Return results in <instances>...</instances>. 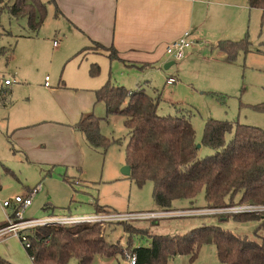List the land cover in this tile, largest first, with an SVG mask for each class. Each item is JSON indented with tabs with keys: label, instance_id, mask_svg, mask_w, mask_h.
<instances>
[{
	"label": "rangeland",
	"instance_id": "rangeland-1",
	"mask_svg": "<svg viewBox=\"0 0 264 264\" xmlns=\"http://www.w3.org/2000/svg\"><path fill=\"white\" fill-rule=\"evenodd\" d=\"M41 2L47 7V15L37 32L29 27L28 19L12 17L9 9L0 12V47L13 49L10 59L0 58V78L5 76L13 82V108L18 112L23 111L30 98L38 107L53 98L58 103L68 105H74L82 98L79 94L81 92L70 90H59L52 95L50 89L45 87L46 77L49 78L51 89H56L61 80L67 86H86L89 82V85H93L98 81L105 84L107 81L106 84L122 86L129 91L130 88L140 86L139 91L145 90L152 95L155 90L160 92L162 98L159 114L173 115L176 114L177 107L183 108V113L194 127L199 145L209 120L237 122L264 130V109L257 108L264 107V29L261 28L257 11L248 12L247 34L242 36L247 37L252 52L245 56L240 52L235 63L227 65L211 59L210 50L202 53L203 57H209V64L206 61L200 62V59L191 62L187 59V52L179 61L172 56H165L163 62H175L168 70L164 69L163 64L141 74V71L127 67L132 64L96 57L103 61V65L95 63L99 67L95 75L91 72L93 63L89 61L92 55L84 56L77 51H65L68 54L66 56L64 52L54 48L55 40L60 46L69 45L75 37L67 32L64 38L66 22L64 19L59 20L58 14L50 5L51 0ZM57 31L61 35H56ZM195 44L190 51H193ZM259 51L263 52L262 56L253 54ZM169 77L176 78V83L168 85ZM99 89L101 88L94 91ZM0 113L5 112L1 110ZM89 113L101 119V134L110 140V144L105 151H96L78 134L77 162L80 164H73L72 158L66 163H61L59 159L60 152L57 148L69 143L63 127L44 124L33 128L24 126L18 130L10 122L9 114H0V224L6 223L7 216L14 212L13 207H4V201H12L19 195L25 197L37 187L38 191L26 210L25 219L44 220L64 216L91 218L77 222L74 220L75 223L69 226L98 224L102 231L106 230L108 241L115 245L120 242L125 249L128 234L123 228L112 224L114 222L95 221L94 217L158 211L152 197V183L139 186L122 173L127 166L126 146L129 140L124 118L114 115L106 119L105 105L97 101L96 95ZM212 154L206 147L199 150L200 157ZM98 205L105 207L107 212L97 213ZM190 206V202L185 200L173 204L174 209H189ZM194 206L206 207L203 191L197 196ZM244 207L248 209L245 212L261 210V207ZM214 222L245 235H252L255 227L254 223L240 224L231 219L221 223L214 218L169 219L160 222L154 228V233L183 234L191 227ZM148 224L141 222L139 225L147 227ZM148 241L136 238L134 245L145 247ZM25 249L23 243L12 235L0 239V256L10 264H32ZM127 255L126 253L125 257L117 255L111 258L98 255L93 264H129ZM68 264H78V261L71 259ZM168 264L221 263L216 247L205 245L196 260L191 261L187 256L179 255Z\"/></svg>",
	"mask_w": 264,
	"mask_h": 264
},
{
	"label": "trees",
	"instance_id": "trees-1",
	"mask_svg": "<svg viewBox=\"0 0 264 264\" xmlns=\"http://www.w3.org/2000/svg\"><path fill=\"white\" fill-rule=\"evenodd\" d=\"M250 9L259 10L261 28L264 29V0H247ZM9 9L15 18L28 19L29 27L37 32L45 21L47 7L41 0H0V12ZM59 14V9L56 8ZM218 53L224 62L235 63L239 53H251L247 37L239 41H221ZM108 53L112 61L117 58L113 47L95 43L83 49ZM11 47H0V58L10 59ZM98 65H92L95 75ZM0 95L6 94V89ZM162 94L154 95L144 90L130 93L125 87L107 83L96 92V99L106 108V119L118 115L124 118L128 131L126 146L127 165L131 167L129 178L139 186L148 182L153 185V200L158 211L176 212L196 210H222V213L162 217L148 220L118 221L128 234L127 247L120 242L107 240L106 230L100 225L38 227L29 231L30 247L26 249L32 264H68L77 259L78 264H93L99 256L125 257L134 255L137 264H168L176 256L197 259L205 245L216 247L221 264H264V130L237 122L209 120L204 129L201 147L213 152L200 157L194 127L183 108L176 114L160 115ZM4 105V104H3ZM264 109V107H257ZM100 118L93 113L84 115L72 126L81 134L93 150H106L110 144L100 131ZM120 142V141H119ZM204 192L206 207L196 208L194 201ZM189 201V209H174L176 201ZM261 207L253 212H231L237 207ZM97 206V213L107 212ZM230 209V210H229ZM229 210L228 212H226ZM15 211V210H14ZM11 214L10 217H13ZM214 218L221 223H254L252 235L239 234L223 228L218 223H206L191 227L183 234H157L154 228L169 219ZM141 222L149 223L147 227ZM7 222L0 225L5 227ZM147 239L145 247H136L134 239ZM0 257V264H4Z\"/></svg>",
	"mask_w": 264,
	"mask_h": 264
},
{
	"label": "crops",
	"instance_id": "crops-1",
	"mask_svg": "<svg viewBox=\"0 0 264 264\" xmlns=\"http://www.w3.org/2000/svg\"><path fill=\"white\" fill-rule=\"evenodd\" d=\"M51 1L50 5L53 6L56 13V8L59 9V14L57 13L59 20L64 19L67 24L64 38L67 36V32L75 37L72 38L73 41L69 45L62 44L60 46L55 40L57 47L53 44L54 48L68 56L66 52L77 51L79 53L83 49L93 47L95 43H99L106 48L113 47L117 53L116 61L132 64L131 66L127 65V67L135 68L141 71V74L168 63L169 61L163 62L164 57L167 56L166 47L185 33H189L193 44L197 43L193 51H190L191 49L187 51L188 60L195 62L196 59H200V62L206 61L209 64V57H203L202 53L210 50L212 52L211 59L229 65L230 63L224 62L220 57L221 55L216 48L217 44L221 41L236 42L244 39L247 34L248 12L257 11L260 20L262 14L259 10L250 9L247 0ZM57 33L58 31L56 35H61ZM243 35L244 37H242ZM262 53V51L253 52V54L259 56H262ZM81 55H92L93 57L89 61L93 65H96L95 63L103 65V61L97 60L96 57H107L108 59V53L96 51H86ZM171 78L173 79V77H169L168 80ZM5 80L9 79L5 76L0 78V92L4 93L2 90L6 89V94L0 95V112L3 110L5 113L0 114L3 116L6 113L9 114L10 122L18 130L24 126L25 128H33L44 124H57L63 127L65 136L69 138V143L57 148L60 152L59 159L61 163H66L72 158L73 164H80L77 162L79 135L72 126L78 124L84 115L90 114L91 104L93 105L98 91H94V89L104 87L107 81L105 84L98 81L93 85H89V82L86 86H67L61 80L56 89H51V86H48L49 92L52 95L59 90L81 92L79 94L82 95V98L76 104L58 103L53 98V100L38 107L30 98L23 111L18 112L13 108L15 104L13 100V82L11 85L6 86ZM168 80L167 84L171 85ZM45 87L47 86L45 85ZM140 88V86L130 88L129 92L134 93L139 91ZM3 260L10 264L7 260Z\"/></svg>",
	"mask_w": 264,
	"mask_h": 264
},
{
	"label": "built area",
	"instance_id": "built-area-1",
	"mask_svg": "<svg viewBox=\"0 0 264 264\" xmlns=\"http://www.w3.org/2000/svg\"><path fill=\"white\" fill-rule=\"evenodd\" d=\"M193 42L190 40L189 33H185L182 37L176 41L170 43L166 47V54L174 57L176 61L183 59L187 51L192 47ZM54 46L57 47V42H54ZM45 85L49 86V78L46 77ZM174 79H169L168 83L173 84ZM12 82L10 80H5V85L9 86ZM38 191V188L33 189V191L25 197L16 196L12 201H5L4 207L10 208L13 207L14 215L7 219V225L0 229V239L5 238L8 235H12L18 238L25 248L30 247V241L28 237V232L36 229L38 227L51 226V225H62L69 226L75 223L74 220H90L84 219L81 217H49L44 220L41 219H25L26 210L31 206L33 196ZM249 207V206H248ZM228 211V210H227ZM226 211V212H227ZM231 212H245L248 211L246 207L233 208ZM225 211L222 210H196V211H176V212H140V213H126V214H114V215H102L94 217L95 221H127V220H148L156 219L162 217H176V216H185V215H202V214H213V213H222ZM129 264H137L136 256L127 255Z\"/></svg>",
	"mask_w": 264,
	"mask_h": 264
},
{
	"label": "water",
	"instance_id": "water-1",
	"mask_svg": "<svg viewBox=\"0 0 264 264\" xmlns=\"http://www.w3.org/2000/svg\"><path fill=\"white\" fill-rule=\"evenodd\" d=\"M174 64H175V62H173V61H169L168 63H166V64L164 65V69H165V70H168V69H170ZM197 148L200 149V148H201V145H198ZM130 172H131V167L128 166V165L125 166V167L123 168V170H122V173H123V175H125V176H129V175H130Z\"/></svg>",
	"mask_w": 264,
	"mask_h": 264
},
{
	"label": "bare ground",
	"instance_id": "bare-ground-1",
	"mask_svg": "<svg viewBox=\"0 0 264 264\" xmlns=\"http://www.w3.org/2000/svg\"><path fill=\"white\" fill-rule=\"evenodd\" d=\"M82 218V217H81Z\"/></svg>",
	"mask_w": 264,
	"mask_h": 264
}]
</instances>
